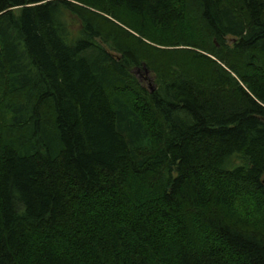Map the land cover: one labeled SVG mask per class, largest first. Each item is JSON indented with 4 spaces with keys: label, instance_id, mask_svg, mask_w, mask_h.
<instances>
[{
    "label": "trees",
    "instance_id": "obj_1",
    "mask_svg": "<svg viewBox=\"0 0 264 264\" xmlns=\"http://www.w3.org/2000/svg\"><path fill=\"white\" fill-rule=\"evenodd\" d=\"M263 178L264 0H0V264H264Z\"/></svg>",
    "mask_w": 264,
    "mask_h": 264
},
{
    "label": "rangeland",
    "instance_id": "obj_2",
    "mask_svg": "<svg viewBox=\"0 0 264 264\" xmlns=\"http://www.w3.org/2000/svg\"><path fill=\"white\" fill-rule=\"evenodd\" d=\"M135 76L140 80L143 78V74L139 70H135Z\"/></svg>",
    "mask_w": 264,
    "mask_h": 264
},
{
    "label": "water",
    "instance_id": "obj_3",
    "mask_svg": "<svg viewBox=\"0 0 264 264\" xmlns=\"http://www.w3.org/2000/svg\"><path fill=\"white\" fill-rule=\"evenodd\" d=\"M262 183H263V185H264V178H263V180H262Z\"/></svg>",
    "mask_w": 264,
    "mask_h": 264
}]
</instances>
